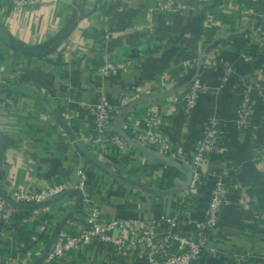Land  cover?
Returning a JSON list of instances; mask_svg holds the SVG:
<instances>
[{
	"label": "crops",
	"instance_id": "0c3cea01",
	"mask_svg": "<svg viewBox=\"0 0 264 264\" xmlns=\"http://www.w3.org/2000/svg\"><path fill=\"white\" fill-rule=\"evenodd\" d=\"M175 2L165 13L158 0H35L17 11L0 0V69L8 80L0 96V194L76 183L83 170L105 216L148 221L181 213L178 232L196 238L194 223L205 218L220 180L227 205L195 264H264L263 0ZM106 63L116 73H99ZM196 77L203 92L188 108L180 96ZM246 92L254 110L241 131L235 120ZM102 100L115 112L100 128L91 108ZM151 124L172 156L130 143L118 151L109 141H127ZM212 124L222 140L188 195L191 156ZM168 166L180 175L162 191ZM83 204L68 191L18 207L0 237V264H42ZM56 264L145 263L93 239Z\"/></svg>",
	"mask_w": 264,
	"mask_h": 264
},
{
	"label": "built area",
	"instance_id": "2783aa9c",
	"mask_svg": "<svg viewBox=\"0 0 264 264\" xmlns=\"http://www.w3.org/2000/svg\"><path fill=\"white\" fill-rule=\"evenodd\" d=\"M34 2L35 0H8L13 11L25 8ZM175 5V0H158L159 9L165 13L174 12ZM117 70V66L106 63L99 69V73H116ZM7 83V76L0 69V96L7 94ZM201 84L200 78L196 77L181 94L180 101L185 103L186 107L195 106L198 95L203 92ZM253 110V101L246 92L237 108L235 123L239 130L244 131L248 128ZM91 112L95 116L97 126L102 128L109 122L110 115L115 109L107 100H102L91 108ZM221 140L222 130L216 124L204 130L202 141L196 146L189 163L191 182L188 195L200 185L203 167L208 162L210 153ZM109 141L118 151H123L130 145L117 135H113ZM129 141L131 144L154 149L165 156H172L174 152L170 142L155 124L149 125L145 130L135 129ZM86 181L84 171L79 170L76 183L68 180H52L41 188L17 190L9 196L0 194V237L5 235L6 227L21 205H40L65 192L78 191L84 202L82 214L75 221H69L58 233L42 264H56L60 258L75 252L93 239L111 245L120 254L129 253L143 260L145 264H195L206 249L209 232L216 226L221 211L227 205L222 182L217 180L211 192L206 216L203 220L194 223L196 238H192L177 230L178 217L181 213L148 221L105 216L87 190ZM3 264L12 263L6 260Z\"/></svg>",
	"mask_w": 264,
	"mask_h": 264
},
{
	"label": "trees",
	"instance_id": "16d2710c",
	"mask_svg": "<svg viewBox=\"0 0 264 264\" xmlns=\"http://www.w3.org/2000/svg\"><path fill=\"white\" fill-rule=\"evenodd\" d=\"M180 172L176 169L175 166H168L162 175L161 178V184H160V189L162 191H168L171 190L174 186L173 181L175 179V177L179 176ZM204 181V178H201V182L200 184ZM186 203H189V200L186 201ZM183 204H181L180 206V210L183 209Z\"/></svg>",
	"mask_w": 264,
	"mask_h": 264
},
{
	"label": "water",
	"instance_id": "95a60500",
	"mask_svg": "<svg viewBox=\"0 0 264 264\" xmlns=\"http://www.w3.org/2000/svg\"><path fill=\"white\" fill-rule=\"evenodd\" d=\"M141 50L139 49V48H137L136 50H132L131 51V57L133 58V57H135V56H139L140 55V52ZM127 142H129L130 143V141L127 139ZM131 144V143H130ZM70 192H73V193H77L79 196H80V199H82V195H81V193L80 192H78V191H70ZM57 235H58V233L54 236V239L57 237ZM54 239H53V241H54ZM52 241V242H53ZM47 253H48V250L45 252V254H44V256H43V260L45 259V257H46V255H47Z\"/></svg>",
	"mask_w": 264,
	"mask_h": 264
}]
</instances>
